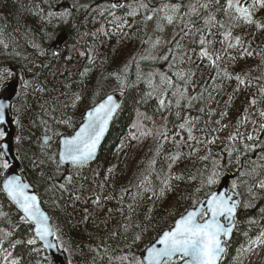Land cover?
Returning a JSON list of instances; mask_svg holds the SVG:
<instances>
[{"label": "trees", "instance_id": "trees-1", "mask_svg": "<svg viewBox=\"0 0 264 264\" xmlns=\"http://www.w3.org/2000/svg\"><path fill=\"white\" fill-rule=\"evenodd\" d=\"M65 1L71 5L68 23L49 24L48 13ZM119 1L116 8L111 7L114 0H1L0 4V48L5 50L0 59L22 75L23 84L12 105L17 161L49 212L54 236L67 248L69 264H122L117 257L129 252L140 256L145 245L213 191L224 174L234 173L242 201L248 200L264 174L256 161L255 145H261V136L252 121L254 111L264 105V28L243 22L230 28L229 14L218 11L226 0H195L198 14L180 18L160 51L142 56L147 11L155 4ZM168 1L184 5L189 0ZM203 4L208 8L199 7ZM213 16L215 20H209ZM253 19L264 25V8L257 6ZM228 30L232 36L225 40L222 34ZM62 31L68 41L55 54L51 42ZM236 36L241 43L229 48ZM202 47L215 64L201 57ZM162 76L170 78L172 86L162 82ZM116 89L126 96L96 160L82 167L60 166L58 136L78 126L87 108ZM77 95L80 99L71 114ZM55 107L60 117L70 116L67 128L54 121ZM247 128H252V139L242 145L240 130L245 133ZM45 132L50 134L47 143L42 140ZM4 170L0 168V211L5 213L0 217V239L6 232L12 235L0 248L19 258L20 264H46V257L53 264L37 240L34 245L26 243L34 238L32 226L21 220L4 194ZM66 176L72 177L71 182ZM213 176L216 182L208 184ZM244 205L222 264L248 245L264 224L260 216L264 198ZM138 233L141 240L133 244ZM17 240L24 243L11 248ZM251 264H264V256Z\"/></svg>", "mask_w": 264, "mask_h": 264}, {"label": "snow or ice", "instance_id": "snow-or-ice-1", "mask_svg": "<svg viewBox=\"0 0 264 264\" xmlns=\"http://www.w3.org/2000/svg\"><path fill=\"white\" fill-rule=\"evenodd\" d=\"M219 3V0H217ZM208 4L199 5L200 8H208ZM259 6L264 8V0H226L225 6L218 9V11H223L225 14H229L231 11L230 28L237 26L240 22L245 24H256L258 28H264V25L253 19V9ZM111 7H120L118 3H114ZM141 7H147V5L142 4ZM182 7H187L188 11L180 15L191 16L193 14H198V6L196 4L185 6L180 2L175 4H164L159 11H164V19L169 23H173L176 19L177 14H180V9ZM154 12L157 10H153ZM67 10L63 11H50L48 13L49 17H63L68 15ZM134 14V13H132ZM152 15L146 17V19L151 20ZM209 20H215V17H209ZM209 21L206 20V23ZM219 23V22H218ZM221 28L224 27L223 23H219ZM199 31V30H198ZM225 40L231 38L232 33L230 30L225 31L222 34ZM235 43H229V48H234L241 43V38L236 36ZM3 43V41H0ZM158 43V41H157ZM206 41L203 36H201L200 44L205 45ZM7 48L8 45L4 44ZM179 47V45H178ZM247 52V49H245ZM248 55L252 53L248 52ZM201 57H208V59L215 64L212 56L209 54L205 47L201 48ZM167 57H165L166 59ZM216 60L220 59L216 56ZM0 71L8 72L12 75L11 69H0ZM85 71H88L85 69ZM180 75V74H178ZM184 77L181 76V79ZM240 83L244 81L240 79L239 76L236 77ZM162 82H166L169 86H172V81L170 78L161 77ZM27 83V82H25ZM123 83V82H122ZM7 91V88H5ZM176 95V93H173ZM182 95V93H181ZM77 100L80 99L79 95L76 97ZM165 101L160 100V105L164 106ZM255 103V101H253ZM179 104V100H177ZM11 105L5 103L4 99H0V124L5 122L6 109L10 108ZM120 105L116 102L112 95L107 96V99L103 102L95 105L91 110L86 113L85 122L79 127L74 135L70 137H64L61 141L62 150L59 153L60 163L71 162L73 165L84 166L91 159L94 158L97 148L103 138L105 132L107 131L109 121L112 120L114 114L119 109ZM18 123V121H16ZM61 123H68V121H61ZM187 123V122H186ZM184 128L185 125H180ZM6 135L3 128H0V140H2ZM20 138L17 137V140ZM189 139H192L191 131L189 130ZM249 139H252L249 136ZM8 145L4 144L3 148L7 149ZM247 147V145H246ZM7 152L0 151V168L9 169L11 167L10 162L4 157ZM179 158V153L172 157L173 162ZM50 159H54L50 157ZM154 163V162H153ZM171 167V165H169ZM111 171V169L109 170ZM215 176V174H214ZM213 177H209L207 183L214 184L216 180ZM71 182L72 177L68 176L66 178ZM180 179V177H176ZM165 187L169 186V181H162ZM143 184V182H142ZM233 188L236 187L235 181H233ZM65 185L61 184L60 188H64ZM259 187L264 189V181H261ZM30 185L22 181L21 177L18 175H10L3 181L2 190L7 194V196L15 203L20 211L23 212L21 220L25 223L31 222L35 225L34 234L35 237L28 239V245H34L36 243V238L44 242L47 249H54L56 252L61 250L67 251L61 243L59 246L57 243L50 239L55 235L53 228L49 225V217L41 211L38 197L30 193L28 189ZM164 189H161V195H163ZM95 202H99V197L96 198ZM238 201L234 200L232 196L227 193H211L210 197L206 201L200 203L199 208L187 211L186 214H182L178 220L175 221L174 226L162 232V234L154 242L145 245L142 249V256H137L135 253L129 252V254L117 257L122 264H220L223 254L226 251V238H229L236 226V214ZM245 207L250 205L245 204ZM109 211H112L109 209ZM264 212V209H261ZM5 213L0 211V217H3ZM147 231V229H142ZM12 235V232H6L3 239H0V245H2L3 240L7 239ZM115 235V232L112 233ZM264 232L257 237L252 244H264ZM59 240V237H56ZM141 240V234H136L133 237L132 243L135 244L137 241ZM24 243L23 241L17 240L10 245L11 248H15L18 244ZM159 245V246H157ZM131 249V245H128ZM251 247L248 249H242V251H251ZM0 251L6 252L4 256V264H20L19 258H12V253L7 251V249L0 248ZM36 251V249H34ZM46 264H51L45 258Z\"/></svg>", "mask_w": 264, "mask_h": 264}, {"label": "rangeland", "instance_id": "rangeland-1", "mask_svg": "<svg viewBox=\"0 0 264 264\" xmlns=\"http://www.w3.org/2000/svg\"><path fill=\"white\" fill-rule=\"evenodd\" d=\"M153 4H155V6L153 8H149L147 13L148 16L152 15L153 18L151 20H148V26L146 27V40H145V45L141 51V55L142 56H148L151 55L152 53H157L159 52V47H162V44L169 39V37H171V33L173 32V30L175 28L178 27L179 25V19H180V15L187 12L188 8L187 7H183L180 9V14H177L176 19L173 21V23L169 24L165 19H164V11H159V9L162 8V6L164 4H174L169 2L168 0H152ZM193 1L195 0H189L186 4H184L185 6L188 5H192ZM241 2H244V0H241ZM0 4H1V0H0ZM147 9V8H146ZM153 10H157V11H153ZM255 10V8L253 9V11ZM233 13L230 11L229 12V16H228V21L230 22L231 20V15ZM53 19V20H52ZM47 21L50 24L51 22H56L58 27H63L64 25H66L68 23V16L65 15L63 17H47ZM56 36V35H55ZM55 38V37H54ZM1 41V40H0ZM158 41V43H157ZM2 43H0L1 45ZM3 53V55L5 54V50L4 48H0V58L2 57L1 54ZM3 59V58H2ZM0 59V60H2ZM0 64L2 66L5 65V62L0 61ZM4 68L9 69V67L5 66ZM3 68V69H4ZM12 75H9L8 72L5 71H0V90L2 88V86L11 81L14 78V72L12 71ZM18 78L20 80V86L22 87V75L18 74ZM183 102H185V100H183ZM78 100L77 102L74 101L72 104V110H71V114H73L75 112L76 106H77ZM74 104H76L74 106ZM57 107L53 108L51 110V113L54 112V121L55 122H60L61 121H68V119L70 118V116H66V117H60L59 110L54 111ZM50 116V115H49ZM60 118V119H58ZM252 121L254 123V126L257 130V135L259 134V136H261V145H259V147H257L255 145V148L257 149V154L256 155V161L259 163V167L260 170L264 171V105H261V107L259 109H256L254 111V113L252 114ZM63 126L65 128H67L70 123H62ZM240 125H243V123L241 122ZM74 126V125H73ZM76 128V126H74L71 131L67 132V133H71L73 132V130ZM251 129L252 128H247V132L244 133L243 130H240L241 133V137H242V141L240 142V144H249V136L251 133ZM253 141H255L253 139ZM261 181H264V174H263V178L259 181H257L255 183V185L253 186V189L251 191V195L249 196L248 200L242 201V204H248V205H252L253 203H255L256 201H259L260 199L264 198V189L259 187V184ZM236 188V187H235ZM234 188V189H235ZM245 195H247V192H245ZM264 209V208H263ZM264 232V224L261 226L259 233L257 234V236L252 239L248 245H246L243 248H239L237 251L234 252V254L232 255L231 259H229L228 261H226L225 264H251L252 262L256 263L258 261L259 257L264 256V244H252V241H255L257 239L258 236H260V234ZM264 239V238H262ZM249 247H251V251H242V249H248ZM4 256L0 254V264H4Z\"/></svg>", "mask_w": 264, "mask_h": 264}, {"label": "water", "instance_id": "water-1", "mask_svg": "<svg viewBox=\"0 0 264 264\" xmlns=\"http://www.w3.org/2000/svg\"><path fill=\"white\" fill-rule=\"evenodd\" d=\"M115 3H118L119 4V0H115ZM69 8H70V5L68 3H60V4L57 5L56 11L59 12V11L67 10ZM67 40H68V35L65 32H61L60 34H58L56 36L54 42L52 43V46H53L54 51L56 53H58L60 51L61 47L66 43ZM5 88H7V91H5ZM17 91H18V81L17 80H13V81L5 84L2 87L1 92H0V99H4L5 100V103L11 105L12 102H13V100H14V98L17 95ZM109 95H112L113 98L116 100V102L121 107V105H122V103H123V101L125 99L126 93L124 91H121V90H115V91L107 94L104 98H102L95 105H97V104L103 102L104 100H106L107 99V96H109ZM95 105H93L92 107L88 108L84 112L83 120H82L81 124L74 130L73 133H71V134H63V135H61L59 137L58 152H57V157H58L59 163H60L59 153H60V151L62 150V147H63L61 141L63 140L64 137H70V136H72V135L75 134V132L79 129V127L85 122V120H86V113L89 110H91ZM120 107H119V109H120ZM118 110H117V112H118ZM117 112L114 114L112 120L109 121L107 131L105 132L103 138L100 141V144H99V146L97 148V151H96V154H95L94 158L91 159L88 163L95 161V159L97 158L99 149H100L101 145L103 144V142H104V140H105V138H106V136L108 134V131L110 129L111 122L113 121V119H114L115 115L117 114ZM0 127H2L4 129V131L6 132L5 137L0 141V149H1V151L7 152V155L4 158L7 159L10 162V164H11V167L9 169H6L5 172H4V174H3V176H2L1 187L3 186V181L5 180V178L7 176H10V175H18V176H20L23 182L28 183L30 185V188L28 189V191L30 193L35 194L38 197V201H39V205H40L41 211H43L49 217L48 223L53 228L50 215L44 209V207L42 206L41 201H40L39 194L36 192L35 188L31 185V183L29 182V180L26 177L25 173L24 172H19V164H18V162L16 160V157H15L14 151H13L14 126H13V119L11 117L10 108H7L6 109L5 122L3 124H0ZM43 141L44 142H47L48 141V135H44ZM4 144H7L8 145L7 149L3 148V145ZM60 165L67 167V166H71L73 164L71 162H64V163H60ZM233 178H234V175H232V174H226V175H224L221 178L218 186L216 187V189L213 192H215V193H221V192L227 193L228 195L232 196L234 200L238 201L239 202L238 205H237V213H238V209H239V206H240V201H239V198L236 196L235 192L230 189V180L233 179ZM213 192H211V193H213ZM211 193L209 195L201 198L194 207L189 208L187 211L194 210L195 208H199L200 207V203L206 201L207 198L210 197ZM5 195L8 198V200L10 201V203L16 208V210L18 212H20V214L23 215V212L19 210V208L7 196L6 193H5ZM186 212L184 214H186ZM179 218H180V216L176 220H178ZM236 218H237V214H236ZM175 221H174V223H173L172 226H174ZM29 223H31V222H29ZM31 224H32V231H33V234H34V227H35V225L33 223H31ZM168 229H166V230H168ZM234 230H235V227L233 229V232H232L231 236L229 238H226V244L228 242H230V240H231V238L233 236ZM34 236H35V234H34ZM158 237H157V239H158ZM36 239L41 244V246L45 250L46 254L52 259V261H53L54 264H68L67 255H66V253L63 250H61L60 252H56L54 249H47L45 247L43 241H40L38 238H36ZM50 239L54 240L57 243L56 239H54V236L53 237H50ZM157 246H159V245H157ZM226 250H227V245H226ZM142 255H143V253L141 251L140 256H142Z\"/></svg>", "mask_w": 264, "mask_h": 264}, {"label": "bare ground", "instance_id": "bare-ground-1", "mask_svg": "<svg viewBox=\"0 0 264 264\" xmlns=\"http://www.w3.org/2000/svg\"><path fill=\"white\" fill-rule=\"evenodd\" d=\"M89 2V1H88ZM52 4V3H51ZM79 7V6H78ZM66 28V27H65ZM41 29V28H40ZM35 34V33H34ZM34 36V35H33ZM51 51V50H50ZM19 54V53H18ZM55 58V57H54ZM24 59V58H23ZM63 60V59H62ZM28 62V61H27ZM96 65V64H95ZM42 66V65H40ZM53 66V65H52ZM60 66V65H59ZM89 69V68H88ZM81 72V71H80ZM64 74V73H63ZM82 74V73H81ZM145 75V74H144ZM151 76V75H150ZM152 78V77H151ZM62 84V83H61ZM63 85V84H62ZM40 88V87H39ZM40 92V91H38ZM68 97V96H67ZM161 98V97H160ZM161 100V99H160ZM55 101V100H54ZM41 103V102H40ZM46 113V112H45ZM40 115V114H39ZM38 118V117H37ZM39 119V118H38ZM40 124V123H39ZM43 128V127H42ZM46 128V127H45ZM41 133V132H40ZM40 137V136H39ZM15 149V148H14ZM80 170V169H79ZM66 172V171H65ZM51 176V175H50ZM49 176V177H50ZM67 177V176H66ZM56 189V188H55ZM58 190V189H57ZM61 190V189H60ZM61 195V194H60ZM58 196V195H57ZM52 198V197H51ZM56 199V198H55ZM56 203V202H55ZM59 203V202H58ZM61 204V203H60ZM59 205V204H58ZM99 206V205H98ZM93 207V206H92ZM262 208V207H261ZM260 210V209H259ZM253 214V213H252ZM262 216V215H260ZM251 220V219H250ZM90 225V224H89ZM91 227V226H90ZM92 228V227H91ZM100 238V237H99ZM82 239V238H81ZM104 240V239H103ZM99 243V242H98ZM101 244V243H100ZM105 245V244H104ZM36 249V248H35ZM70 249V248H69ZM76 251V250H75ZM109 252V251H108ZM122 253V252H121ZM76 254V253H75ZM87 256V255H86ZM92 256V255H91ZM117 256V255H116ZM96 258V257H95ZM104 258V257H103ZM84 260V259H83ZM91 260V259H90ZM116 260V259H115ZM100 261V260H99ZM38 262V261H37ZM39 263V262H38Z\"/></svg>", "mask_w": 264, "mask_h": 264}, {"label": "flooded vegetation", "instance_id": "flooded-vegetation-1", "mask_svg": "<svg viewBox=\"0 0 264 264\" xmlns=\"http://www.w3.org/2000/svg\"><path fill=\"white\" fill-rule=\"evenodd\" d=\"M5 66H6V63H5V65H4V66H2V65L0 64V69H3ZM260 215H262V218H264V214H263V213H262V214H260Z\"/></svg>", "mask_w": 264, "mask_h": 264}]
</instances>
